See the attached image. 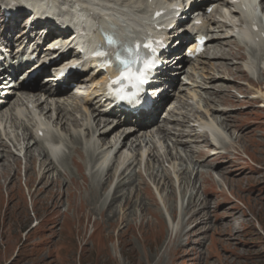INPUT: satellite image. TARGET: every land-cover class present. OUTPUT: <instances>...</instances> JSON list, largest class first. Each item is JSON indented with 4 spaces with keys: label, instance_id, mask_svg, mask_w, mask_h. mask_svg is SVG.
Listing matches in <instances>:
<instances>
[{
    "label": "rangeland",
    "instance_id": "374dc122",
    "mask_svg": "<svg viewBox=\"0 0 264 264\" xmlns=\"http://www.w3.org/2000/svg\"><path fill=\"white\" fill-rule=\"evenodd\" d=\"M182 1L186 4L188 0H155L154 5L171 2L180 4ZM67 3V8H70L72 3ZM90 4L98 8L97 10H107L105 14H110L108 18L120 15L119 12L129 11L131 17L138 19L147 7L146 0H79L73 4L74 11L76 8L90 7ZM198 4L201 7L203 0H198ZM220 4V1L217 2L215 7L225 14L223 17L214 11L201 16L202 23L206 21L208 38L220 36L226 39L233 34V24L240 25L243 19L242 16H235V8H221ZM1 9L0 26L3 11ZM185 13L187 11L182 16ZM193 16L185 27L179 28L190 29L194 24L195 15ZM224 22L232 27L221 28ZM129 23V20H125V25ZM19 31L20 29H17L9 35L15 45L18 43ZM235 39H238V36ZM178 46L179 44H175L174 48ZM244 46L247 56L254 53L253 48L245 44ZM179 48L180 46L175 50V54L180 53ZM255 54L263 58V53ZM46 55L47 53L44 56ZM204 57L202 55L194 60H187L182 64L181 72L180 69L171 71L176 72L171 76L174 85L169 90L165 88L164 92H168L169 98L155 116L153 126L148 133L142 136L140 133L139 137L131 139L117 156L118 147L124 138L119 140V134L115 137L114 133L110 137L112 142H117L118 139L116 146L110 150L99 149L97 133L87 134L86 125H81L85 124V121H81L78 128L70 127L69 133H66L60 125H56V121L53 123L55 113L52 120L48 119L50 114H43L40 118L49 122L55 135L63 139V149L68 158L66 170L65 166L62 168L59 165V161H54L58 169L47 175L49 182L56 180L59 173H62L63 176L59 179L62 181L63 191L67 188L70 176L79 179L76 167L71 163V158L75 156V145L72 144L70 135L80 134L82 143L78 148L84 149L82 152L87 176H90L91 172L99 171V175L104 178L109 165H114L113 172L120 173L125 169L128 160L137 158L124 176L135 178V186L122 191L121 196H124L118 200L113 212L117 211L121 217L126 213V209H122L126 197L136 196L138 200L148 204L149 197L145 191L147 188L157 203L153 209L159 210L163 217L161 221L152 215L141 213L138 209L135 216L114 218L115 226L109 228L105 225L100 229L103 221L108 218H64L74 212V209H68V194L61 198L58 216L46 213L50 207V199L44 205H37L35 209L38 212L34 213L24 172L27 170V174H32L37 185L42 175L40 166L43 160L38 157L39 150L34 151L36 162L30 165L25 147L28 143L30 146L34 145V140L23 141V136L30 132L36 133V118L28 115L24 107L18 117L17 126L12 124L10 118L0 121V143L7 146L6 151L11 155L8 157L3 153L10 161L8 165L12 170L8 183L19 177L18 183L9 186L10 196L15 198H11L12 203L8 202V183L5 184L1 179L3 187L0 185V264H264V71L254 75L248 72L249 78L241 79L242 76H239L237 82L229 80L231 92L222 97L223 93L218 89L223 84H213L208 79L218 77L219 80L220 74L208 68L211 60ZM227 65L235 72L246 67L251 70L248 60L233 62L230 57ZM49 77L43 74L38 82L44 84L45 79ZM21 81L23 78L18 81L15 79L9 85L10 89L15 82ZM82 84L79 82L78 85L74 83L70 86L68 93L72 98H66L60 105L67 107L71 112L67 119H89V128H95V117H91V113L84 118L86 111L82 109L80 102L87 91ZM8 90L9 88L1 91L0 99ZM216 93L219 95L216 96ZM16 99L17 96L13 97L12 101ZM55 108L56 105L52 107ZM214 110L219 113L215 114ZM205 124L215 125L222 132L223 145H212L208 139L203 141L207 136L200 133L198 126L203 128ZM164 130H168L169 134ZM176 141L187 145H178ZM133 143L140 146L135 149ZM89 146L93 151L96 149L94 162L90 161L88 153L85 152ZM150 147L152 150L156 149L155 161L148 158L147 150ZM2 150L0 147V151ZM13 158L19 160L18 166L13 163ZM87 160L91 163H87ZM30 166L32 169L25 170V167ZM14 172L17 173L15 176ZM167 177L171 186L165 184L167 181L164 182L163 178ZM115 183L104 193L103 198L101 197L97 208L103 207V203L113 192ZM45 196L44 193L39 198ZM73 199L74 204L79 206L80 195ZM137 203L138 206L139 202ZM230 208L239 209L236 212L239 220L233 223L230 218L228 220L225 217ZM195 215H198V218L192 221L191 217ZM129 225L131 229L123 233Z\"/></svg>",
    "mask_w": 264,
    "mask_h": 264
},
{
    "label": "bare ground",
    "instance_id": "6f19581e",
    "mask_svg": "<svg viewBox=\"0 0 264 264\" xmlns=\"http://www.w3.org/2000/svg\"><path fill=\"white\" fill-rule=\"evenodd\" d=\"M25 1H27V2H25L26 5L28 4V6H30V8L32 5V7L34 8V12H33L34 16L38 15V16H41L42 18H45L46 23L41 22L37 25V27L35 28V30L33 32L36 34V36H35L34 40H31L33 33L32 32H29V33L26 32V28H25L26 25H24L23 23L19 24L21 27H19V25L18 26L16 25V23L18 21L17 19L20 17L24 18L26 16V13L28 12L21 6V4H22L21 0L20 1L19 0H2V4L0 5V7L3 8L4 10H6V11H4V13L16 11L15 14H17L19 16L16 17V19L12 16L13 18L10 19L11 21H9V24L2 19L1 22H3V23L1 25V28H5V27L6 28L0 34V41H2V42L4 41L5 43H7L8 49H13L15 44L11 39H9V34L13 33L12 30L15 32V31H17V29H20V31L18 32L19 38H18L17 45H19V46L22 45L24 43V41H26V40H29L31 42L34 41L33 46L35 47V51L39 53L37 59L40 60L47 53V51H45L46 49H44V48H45V45L49 44V42L51 41L50 37H53L54 34H60V36H65L69 31H73V27H72V29H69L68 32H66V31L61 32L59 30H53L51 33L50 32L49 33L44 32L48 28H52L53 25L55 24V20H54V17H55L54 14L55 13H53L54 8H50V6H48V7H46V9L48 11L46 13L48 15L44 14L45 10H44L43 4L46 1L51 2V3H55V4H56V2L57 3H59V2L64 3V2H66V0H61V1H59V0H25ZM192 1H193V3L190 5V9H189V13H192V14H194L193 12L195 10H199L201 8H202L201 11H203V7H206L207 4H208V6H210V5L216 4L219 1L222 3V4H220L221 8H224V7L226 8V7L230 6L229 0H213L211 2H209L207 0L205 2L206 5L205 6L203 5V7H200L199 4L197 5L198 0H192ZM245 1H248V2L250 1V3H252L251 7L247 6L246 11H242L240 6L234 7L237 10V11L236 10L234 11L235 16H237V17L242 16V17H246V18H249V16H252L255 18V20L258 21V23H260V19L258 18L259 14L252 9L253 8L252 5L254 3H256L257 1L256 0H245ZM39 2H42V3L39 4ZM262 4H264L263 1H262ZM153 5H154V2H152L151 4H147L146 10H145V12H143V15H145V17L143 15L139 16L138 20L142 19V20H144L142 23H146L147 21H149V23H150V17L152 15H150L149 11H150V9H153V7L156 6V5H154V6ZM180 6L183 7L184 10H186V8H187V6H185L183 4V1L180 3L179 7ZM91 8H89V9L87 8L88 10L84 11L85 13L81 12L82 15H80V13H78V14L76 13L77 14L76 15V14H73V13L68 12V11H67L68 13H66L64 10H62L60 8L61 12L58 10L59 12L57 13L56 16H59L60 18L66 17L65 20H61L62 25H64V24L67 25L66 30H68L67 28H71L73 22L75 20H77L76 22H74L75 23V30L77 31V33H74V34H76V37L74 39V41L76 42V45H75L74 41H68L71 49H69L68 53L65 56H62L60 60L61 61L71 60L70 62H72V63H77V62L80 63L82 68H84V67L88 68L89 73L84 74L82 76V78L78 79V77H75V75H74V76L69 78L70 81H66V82L68 84V83L74 82L75 80L78 79V81H76L77 83H79V82L83 83L82 85H84L85 88L88 87V93L86 95L85 106H82V107H86V108L88 107L86 112H89L91 110L93 111L91 115L95 116V118L93 119L95 128H89V123H90L89 119H87V120H77V119L69 120V119H67L68 114H71V112L68 111L67 107H62L60 105V103H61V101H66V98H72V95L68 93L70 88L66 87L65 89H59V88L54 89V87H52V85L50 83L49 84H40L37 79L33 78V77L38 76V73L32 75L31 77L28 76L30 83L18 84L16 87V90H14L12 92H8L5 97L0 99V121L4 120L5 118L7 120L10 118V120L12 121V124L14 126H17V122L19 119L18 117L20 114H22L21 110L24 107L26 108L28 115L38 118L37 119L38 121H36V123L34 125V128H36V130H37L36 133L32 134L30 132L27 135L24 134V136H23V139H24L23 141H28L29 139L34 140V145L30 146V144L28 143L27 146L25 147L26 156L29 158L30 165H33V163L36 162V159L33 157L34 151L39 150L38 157L42 158V160H43L42 164L40 166V168L42 169L41 170L42 175H41L37 185H36L35 180L33 179V175L27 174L26 169L27 168L32 169V166L25 167L26 171L24 174V179H26V182H25L26 187L29 189L28 195L31 197V203H32V207L34 208V210H33L34 213L38 212L35 209V207L37 205H39V204L44 205L46 203V201L48 199H50L51 202L47 201L48 205L50 207H48L46 213L58 216V214H59L58 209H59L60 204H61V198H64L65 194H68L69 195L68 196V209H74V212H73V215L68 216V214H67V216L64 218H77L80 220H82L84 218H92V217H96V216H98L99 218H103V220H104V218H108L107 220L103 221V225L101 226L100 229L104 228L105 225H106V227L108 226L109 228L115 226L116 221H114V218L115 219L116 218H129V217L135 216L138 209H140L141 213L152 215V217L159 218L161 221V218H163V217H162L159 210L153 209V206L156 207L157 203L154 200V198L151 196V193H150L149 189H147V188L145 189V191L149 197L148 198L149 203L147 202L148 204H146L141 199L138 200V197H136V196H134L132 198L126 197V199L124 201L123 208H122L123 210L126 209L125 210L126 213L121 217L120 213H118L117 211L113 212V209H114L115 205L117 204L118 200L121 197L123 198V196H124V195L121 196L122 191L125 188H133L135 186V183H136L135 178H131V177H127V176L124 177V176H125L126 171L128 169H130V167L137 161V158L134 160H133V158L128 160V162L126 163L125 169L123 171H121L120 173L113 172V166L114 165H112V166L109 165L106 168L107 171H106L104 178H102V176L99 175V171L91 172V175L87 176L86 175L87 167L84 164L85 158H84V153L82 152L84 149L78 148V146H80L82 143V136L80 134L72 133L70 135L71 140L73 139L72 144L75 145V147L73 148V150L75 152V156H73L71 158V163H72V165H74L76 167V171H77V174L79 176V179H76L75 177L70 176L68 178V183L66 184L67 188H66V190H63V191H61L62 181L59 179V177L63 176L62 173H59L58 178L56 180H52V182H49V178L47 179V175L49 173H51V171L58 169L54 160L56 157H58L59 153H62L64 151V149L62 148L64 144H62L63 139H61V137H57L55 135V133L53 132V129H52L53 126H51L49 122H45V121H42L40 119L41 115L44 114V116H47L50 114L48 116V119L52 120L53 117L55 116L54 115V113H55L56 118H55L53 123H55V121H56V125H60L62 131H65L66 133H69L70 127L78 128L81 125L82 126L86 125L85 127H86V133L87 134H89L91 132L93 134L97 133L96 139H97V142L99 143V146H100V147H98L99 149H103V148H107V150L112 149L118 143V139H117V142H112L110 137L112 135H114V133H115V137H116V135L119 134V137H118L119 140L123 137L124 138H123L122 143H120V145L118 147V151L116 153V156H117L121 153L122 150H124L127 147V144L131 141V139L139 137L138 135L140 133L142 136L144 133L149 132V130L151 129V127L153 126V124L155 122V116L158 114L159 110H161L164 107L165 101L167 100V98H169L168 92H163L161 99L160 100L158 99L157 102H155L150 108H148L149 110H143L136 116L133 114H130V113L125 114V117H122L125 120V123L120 122L121 120L118 119L119 116H116V115L115 116L114 115L108 116L107 112L104 111L103 108H104V105L106 103H108L109 99H108L107 95L105 94L104 89L102 87H100L101 82L106 79L107 74H105L104 71H102L100 69V67H94V65L96 66L97 60L89 57V55H90L89 51H90V47H92L93 43L97 42L98 40L103 41V39H102L103 29H106L109 26H111L113 29H115V31L119 32L123 28H121V26H119V23L117 21L108 20L111 18H108V15H110V14H105L107 12V10H97L98 8H95L92 5H91ZM23 9H24V11H23ZM214 9L215 10H213V11L218 13L221 17H223L225 15L218 8L215 7ZM98 11H101L107 17L105 19L99 18L98 14H97ZM41 12L43 14H41ZM119 14L120 15H118V17L122 20L129 19V20L133 21V19H135V18L131 17L132 15H131V12H129V11L119 12ZM61 15H63V16H61ZM81 16L86 17V20L85 21L82 20L80 18ZM68 17H71V19H69ZM164 19H165V17L160 18L158 21H154V22H155V24H158L161 27L168 28L170 26V23L167 25L166 24H159V21H162ZM14 20H15V22H14ZM197 20H199V19H197ZM188 21H191V17ZM110 22H112V23H110ZM214 22H216V21H214ZM202 25L203 26H201V27H194L190 33L193 36L205 35V33L207 32L206 27H205L206 21ZM180 26H182V24ZM22 27H24V28H22ZM229 27L231 28L232 26L228 25L227 22L222 23L221 28H229ZM233 27H236V25L233 24ZM263 27L264 26L261 25L262 29H263ZM178 28H179V26H178ZM149 29H152V25H149ZM184 29H183V31H185ZM233 30H234V28H231L232 32H233ZM181 31L176 29V31L173 32V34L176 33V37L178 38V40L181 41V44H180L181 51H180V53H177V54H170L169 59H172V62L170 65H172V64L173 65L170 68L168 67V68L164 69V71L162 70V72L160 73L159 76L162 78L160 80L162 85L158 87L159 89H163L164 87H167L169 90L170 88H173L172 86L174 85V83H173L171 76H174L176 72L171 73V71L173 69L177 70V71L180 69V72H181L182 64H184L187 61V59H186L187 57L185 56V52H186L185 42L188 41L189 43H191L194 39L192 37H185V36L183 37V35L185 33L182 34V33H180ZM242 32L244 33L243 37L246 38V40L254 39V36H256L255 34L249 33L248 28L247 29L244 28V31H242ZM31 33H32V35H31ZM47 33L50 34V35H48L50 37L45 38V41L43 42L44 47L41 48V41L43 39V35L47 34ZM163 33L166 35V37H169V35H170V33L169 32L167 33L165 30L163 31ZM171 38L172 39L175 38V35ZM171 38H170V40H172ZM167 40L168 39H166V41ZM208 40H209V42L206 45V48H205L203 55L206 58H208L209 60H211L208 64V68H210L212 71H216L217 73L220 74L219 80H218V77H211L208 79H209V82H212L213 84H216V83L223 84L222 86H220L221 88L218 89V91L223 93V94H221V96L223 97V95L229 94L231 92V88L229 87V84H228L229 80H232L233 82L234 81L237 82L236 80L239 78V76H242L241 79L250 77V75L248 74L249 70L247 67H246L247 69L246 68L245 69L244 68L238 69L235 72L234 70L232 71L231 69H229V65H227L230 57H232L233 62L234 61L246 62V60L248 58L247 54L245 52L246 47L244 46V44L242 45V42L239 39H235L234 35H229V37H227L226 39H223V37H220V36H217V37L211 36L208 38ZM4 42H3V44H4ZM257 46L259 48H263L264 40H262L260 44H257ZM233 52H235V53L233 54ZM55 54L56 53L51 54L50 52H48V54L45 57H51ZM176 59H178V60H176ZM257 61L259 63L264 64V58H261V55L258 57ZM238 66H240V65H238ZM241 67H243V66L241 65ZM27 69L28 70L24 71L23 73H31L30 72L31 69H34V68L31 66V67H28ZM41 73H44L45 75L48 74L47 72L45 73L43 71H41ZM13 76H15V77H13ZM245 76H247V77H245ZM10 77H13V79H16L17 75L16 74L11 75ZM163 79H164V82H163ZM1 80L5 81L4 76L0 79V81ZM168 85H169V87H168ZM153 87H155V86H153ZM153 87L151 88V90L153 89ZM4 88L5 87H3L2 91H4ZM242 91L243 90L241 89L240 92H242ZM215 95L218 96L219 94L216 93ZM15 96H17V99L15 101H12L13 97H15ZM55 105H56V108L52 109V107ZM7 107H9L8 110H7ZM12 111L14 112V114H11ZM119 112H121V111H119ZM213 112L215 114L219 113L218 110H214ZM121 113H123V112H121ZM86 115H88V113H85L84 118L86 117ZM132 118H133V121L136 122V124L132 125V127H131L129 125H131V123H133V121L131 120ZM81 121H83V122L85 121V124L84 123L81 124ZM204 127H203V129H205V131L209 135V137H206L203 141H205V140L207 141V139H209L208 141L212 145H218L219 146L221 143H222L221 145L224 144L222 142L223 141L222 132L215 125L205 124ZM39 130L44 132L45 136L43 138L38 136ZM26 131H28V128H26ZM164 131H166V133L169 134L168 130H164ZM48 140L53 142V145H50V147H48V149H47L46 147H44V142L48 141ZM113 141H114V139H113ZM176 144L183 145V146L187 145V143H184L182 141H176ZM135 145H136L135 143L132 144V146H135ZM33 146H35L34 150H33ZM92 146L94 147V145H92ZM138 146H140V145H138ZM138 146H135V149ZM0 147L3 148V150L0 151V169H1L0 170V183H1L0 185H1V187H3L1 179L4 181L5 184H7L8 181L10 180L9 179L10 171H12L10 165H8V163H10V161L8 160L6 155H4L3 153H6L8 157L11 155L6 151L7 146L5 144L0 143ZM95 147H96V145H95ZM40 149H41V152H40ZM107 150L105 151L106 153H107ZM154 150H156V149L154 148ZM154 150H152L151 147L147 150V155H148V158L150 161L151 160L155 161L157 159V155L154 153ZM94 151H96V149H94ZM94 151L91 149V146H89L85 151L86 154L88 153L87 156L90 157L91 162H94ZM63 154H61V155H63ZM104 156H106V155H104ZM67 159H68L67 155L64 154L59 160V165L62 168H64V166H65V168H64L65 170L67 168L66 167ZM107 160H108V157L105 158V161H107ZM86 162L91 163V162H88V160ZM13 163L16 166H18V163L20 164V162L17 158H13ZM16 174L17 173L14 172V176ZM100 177L102 178V180ZM18 178H15L11 183L7 184L8 186L6 189H7V193H8V202L9 203L12 201L11 198H13L10 196L11 195L10 194L11 189L9 186L11 184L18 183V181H19ZM163 179H164V182H166V181L168 182L165 184H168V186L169 185L171 186V181L169 180L168 177L163 178ZM154 180H156V179H154ZM34 182H35V184H34ZM114 182H116V183H115V187H114L113 192L111 193V195L108 196V198L106 199L107 201L104 200L106 202L103 203V207L97 208L96 206L99 203L101 197L104 196V193L106 191H108L109 187ZM5 184H4V186H5ZM1 187H0V189H1ZM30 189H33V190H30ZM43 191L46 194V196L43 198H39L41 194H44ZM128 191H129V189H128ZM127 193H129V192H127ZM78 195H80L79 206H77V204H74V199H73V197H77ZM109 198H110V200H109ZM14 199L15 198H13V200ZM134 199H137L138 201H134ZM108 200H109V203H108ZM0 201H2L1 195H0ZM137 202H139L138 206H137V204H138ZM0 205H1V203H0ZM238 211H239V209L230 208L228 213L226 214L227 216H225V217L228 220L231 219L230 221L233 223V222L239 220V216L236 213ZM127 212H128V214H127ZM241 213H243V212H241ZM197 214L199 215V213H197ZM173 215L175 216V211H173ZM198 215L191 217L192 221H196V218H198ZM191 219H190V221H191ZM105 221L107 222L108 225L106 224ZM95 224L100 225L102 223L101 222L100 223L95 222ZM126 229L127 230L123 231V233H127L131 229V226L129 225L128 227H126Z\"/></svg>",
    "mask_w": 264,
    "mask_h": 264
},
{
    "label": "snow or ice",
    "instance_id": "6c2138e0",
    "mask_svg": "<svg viewBox=\"0 0 264 264\" xmlns=\"http://www.w3.org/2000/svg\"><path fill=\"white\" fill-rule=\"evenodd\" d=\"M147 47H151V45H147ZM106 48L105 46H102L101 50H98L95 55L99 57H104L108 60L109 64H111V57H114L116 59L117 63V70L121 72V79L123 80H129L130 78H135L138 82L143 83L144 80V73L140 72L139 74H136L132 71L130 65L136 63L137 59H139V53L138 51L134 54L130 47L119 45L118 42L112 38L107 37L106 38ZM140 48V45H136V49L138 50ZM127 53L128 57H131V59L124 58L123 54ZM152 66L151 62H146L144 67L150 68ZM123 69H127L124 71ZM116 83H119L120 81H115Z\"/></svg>",
    "mask_w": 264,
    "mask_h": 264
}]
</instances>
